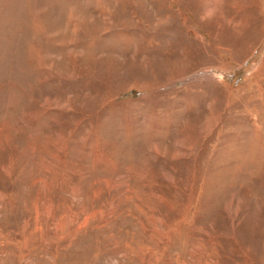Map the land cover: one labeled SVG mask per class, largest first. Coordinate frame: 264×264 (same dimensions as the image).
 Here are the masks:
<instances>
[{"label":"rangeland","instance_id":"1","mask_svg":"<svg viewBox=\"0 0 264 264\" xmlns=\"http://www.w3.org/2000/svg\"><path fill=\"white\" fill-rule=\"evenodd\" d=\"M0 264H264V0H0Z\"/></svg>","mask_w":264,"mask_h":264},{"label":"bare ground","instance_id":"2","mask_svg":"<svg viewBox=\"0 0 264 264\" xmlns=\"http://www.w3.org/2000/svg\"><path fill=\"white\" fill-rule=\"evenodd\" d=\"M121 2V1H120ZM246 262V261H245Z\"/></svg>","mask_w":264,"mask_h":264}]
</instances>
